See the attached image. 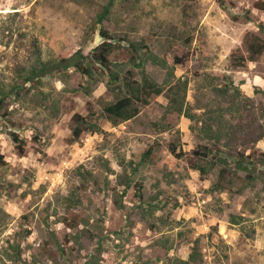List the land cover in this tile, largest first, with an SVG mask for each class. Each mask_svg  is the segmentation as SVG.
<instances>
[{
    "label": "rangeland",
    "instance_id": "1",
    "mask_svg": "<svg viewBox=\"0 0 264 264\" xmlns=\"http://www.w3.org/2000/svg\"><path fill=\"white\" fill-rule=\"evenodd\" d=\"M258 1L0 0V264H264V55L231 64L264 38ZM102 30L140 47L113 84L67 67Z\"/></svg>",
    "mask_w": 264,
    "mask_h": 264
},
{
    "label": "trees",
    "instance_id": "2",
    "mask_svg": "<svg viewBox=\"0 0 264 264\" xmlns=\"http://www.w3.org/2000/svg\"><path fill=\"white\" fill-rule=\"evenodd\" d=\"M112 6V1L105 8L102 18L108 15L109 9ZM220 6L224 9H228L223 1H220ZM255 8L264 12V1L260 0L255 4ZM233 21H237V18H232ZM101 37L103 41L100 44H97L91 51L89 55L84 56L81 52L77 53L76 58L68 59L67 67H75L84 77H87L89 81H93L95 75L100 74L109 83H116L118 81V76L111 72V60L110 57L113 53L121 46L123 41H126L124 46L129 54L131 61L136 62L138 59L137 53L140 47L137 44H134L126 39L117 40L114 36H111L108 31L102 30ZM245 45L247 46L248 56L241 54L240 50H237L232 54L231 64L234 68H245L248 62L254 61L256 57L264 55V38L255 34H247L245 37ZM176 63L181 64L182 60L179 58L175 59ZM45 68V67H44ZM101 72H98V70ZM128 75L132 78V72H128ZM148 93H153L155 95H160L161 90L156 88L152 83H147L142 88L136 87L133 89V95L124 97L118 100L114 104L107 105L104 108V114L108 121L112 122L115 125L122 124L126 121L131 120L140 113L139 107L136 106V103H142L147 105V100H143L141 95H148ZM135 93V94H134ZM146 93V94H145ZM73 122L75 127L73 129V136L75 139H79L85 132H89L88 119L82 117L81 115L76 114L73 117ZM13 141L17 146L19 155L24 153L25 142L20 140L17 135H13ZM153 150L150 148L143 155V161H149L151 158ZM220 153L219 151H216ZM170 153L176 158H182L183 153L178 152L176 146L172 145L170 147ZM196 157L208 156L207 148L204 147V150H196L192 153ZM66 224L70 225V220H64ZM30 233V232H28Z\"/></svg>",
    "mask_w": 264,
    "mask_h": 264
}]
</instances>
